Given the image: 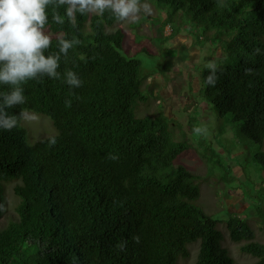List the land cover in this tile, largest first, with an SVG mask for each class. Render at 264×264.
<instances>
[{"label": "trees", "instance_id": "trees-1", "mask_svg": "<svg viewBox=\"0 0 264 264\" xmlns=\"http://www.w3.org/2000/svg\"><path fill=\"white\" fill-rule=\"evenodd\" d=\"M152 1L167 11L165 23L185 16L204 29L203 39L218 41V79L206 85L204 64L201 93L239 140L258 145L255 159L264 169V0ZM116 23L105 12L77 14L75 28L67 20L59 25L49 9L47 52L58 51L60 36L78 39L58 71L76 72L83 84L29 80L26 104L8 109L46 114L58 132L29 144L22 124L0 129V217L8 209L6 182H15L18 198L15 217L0 228V264H179L198 240L195 264H238L217 220L197 202L198 175L178 162L192 144L175 137L162 107L138 113L151 100L147 74L126 52V32ZM227 228L255 257L252 264H264V242L247 219L231 216Z\"/></svg>", "mask_w": 264, "mask_h": 264}, {"label": "rangeland", "instance_id": "rangeland-1", "mask_svg": "<svg viewBox=\"0 0 264 264\" xmlns=\"http://www.w3.org/2000/svg\"><path fill=\"white\" fill-rule=\"evenodd\" d=\"M148 3L150 15L141 14L135 22L114 26L125 30L126 52L142 60L147 74L144 86L151 100L139 106L138 113L154 114L162 107L173 122L175 137H184L192 144L178 162L198 175L201 195L197 202L217 220L224 234L222 243L238 264H252L255 257L242 252L241 243L230 238L227 221L231 216L247 219L257 239L264 242V216L259 213V208L264 209V169L255 159L258 145L239 140L232 124L218 116L200 90L201 67L217 61L222 47L216 39H203L204 29L185 16L165 23L167 11L152 0ZM27 111L35 116V120L22 123L29 144L58 132L48 115ZM14 184L5 183L8 209L0 217V228L15 217L18 198ZM199 243L189 244L190 256L180 258L179 264H195Z\"/></svg>", "mask_w": 264, "mask_h": 264}, {"label": "clouds", "instance_id": "clouds-1", "mask_svg": "<svg viewBox=\"0 0 264 264\" xmlns=\"http://www.w3.org/2000/svg\"><path fill=\"white\" fill-rule=\"evenodd\" d=\"M61 7L64 8L63 15L59 11ZM49 9L53 22L63 25L67 20L74 28L77 27V14L103 17L105 12H109L117 22H135L141 14L150 15L152 12L148 0H0V85L7 87V91H0L2 130L12 131L22 123L35 120V116L24 108L18 115L8 112L10 108L26 104L23 85L27 81L42 82L46 76L63 79L72 89L83 84L76 72L69 69L61 76L58 71L61 57H66L69 50L80 43L78 39L60 36L58 51L47 52L52 45V39L45 31ZM256 51L259 52V49ZM219 66L215 61L208 63L206 85L216 83ZM71 104V99L65 100L66 107H71ZM194 131L201 132L202 129L195 128ZM48 143L54 146L55 137H49ZM125 246L126 242L121 243L120 250Z\"/></svg>", "mask_w": 264, "mask_h": 264}]
</instances>
